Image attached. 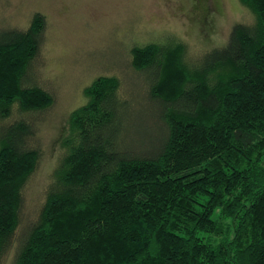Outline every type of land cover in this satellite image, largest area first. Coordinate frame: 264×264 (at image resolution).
Segmentation results:
<instances>
[{"label": "trees", "instance_id": "1", "mask_svg": "<svg viewBox=\"0 0 264 264\" xmlns=\"http://www.w3.org/2000/svg\"><path fill=\"white\" fill-rule=\"evenodd\" d=\"M240 1L254 20L191 66L181 43L131 48L146 80L139 130L118 77L85 87L25 222L37 124L53 100L34 62L47 20L37 11L0 28V262L14 247L11 264H264V0Z\"/></svg>", "mask_w": 264, "mask_h": 264}, {"label": "rangeland", "instance_id": "2", "mask_svg": "<svg viewBox=\"0 0 264 264\" xmlns=\"http://www.w3.org/2000/svg\"><path fill=\"white\" fill-rule=\"evenodd\" d=\"M37 11L45 15L47 25L34 62L53 100L37 124L39 158L24 187L22 222L42 203L66 150L69 114L87 101L85 87L94 78L118 77L120 94H126V124L131 127L133 122V129L139 130L138 120H147L142 91L146 80L132 68L133 46L149 41L184 44L183 59L191 66L202 51L223 44L234 23L254 20L240 0H0V28L25 27ZM125 128L126 133L133 131ZM131 135L137 141L134 131ZM13 251L0 264H11Z\"/></svg>", "mask_w": 264, "mask_h": 264}]
</instances>
